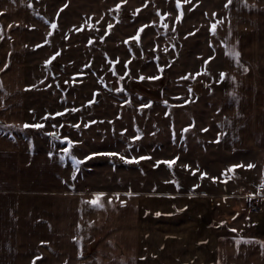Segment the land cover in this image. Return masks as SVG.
<instances>
[{
  "label": "rangeland",
  "instance_id": "obj_1",
  "mask_svg": "<svg viewBox=\"0 0 264 264\" xmlns=\"http://www.w3.org/2000/svg\"><path fill=\"white\" fill-rule=\"evenodd\" d=\"M213 1L0 0V112L23 126L24 108L29 125L1 135L13 132L31 150L60 154L74 192L135 198L130 205L138 202L139 217L124 231L139 225L141 264L209 260L198 248L187 252L195 232L187 234L186 219L176 215L187 207L195 215L201 199L209 206L202 224L215 236L251 234L250 189L264 185L259 154L223 155L211 146L212 131L206 147L194 127L205 121L196 85L209 55ZM241 159L254 163L235 170L230 163Z\"/></svg>",
  "mask_w": 264,
  "mask_h": 264
},
{
  "label": "crops",
  "instance_id": "obj_2",
  "mask_svg": "<svg viewBox=\"0 0 264 264\" xmlns=\"http://www.w3.org/2000/svg\"><path fill=\"white\" fill-rule=\"evenodd\" d=\"M208 18L209 55L200 57L203 81L196 85V103L201 92L205 121L203 125L195 121L194 127L206 147L210 143L204 135L212 131L211 146L220 147L223 155L258 153L260 179L264 175V0H214ZM209 67L211 76L206 80ZM0 122L7 124H0V264H141V257H136L140 229L135 226L139 225L134 223L131 235L124 231L139 217L138 202L130 205L135 198L126 197L124 202L102 196L103 207L92 205L95 196L67 187L60 154L31 150L27 141L13 139V132L3 138L7 129L24 130V108L23 126L15 121L8 124L1 112ZM253 163L241 159L238 165ZM258 185L250 189V197ZM204 200L195 204V215L188 207L176 214L186 219L187 234L195 232V239L186 244L187 252L191 255L198 248L196 253L209 259L208 264H264V203L259 211L250 205L251 234L215 236V230L202 224L209 207ZM94 238L100 241L89 257L85 252ZM115 240L125 254L116 252L121 247Z\"/></svg>",
  "mask_w": 264,
  "mask_h": 264
},
{
  "label": "snow or ice",
  "instance_id": "obj_3",
  "mask_svg": "<svg viewBox=\"0 0 264 264\" xmlns=\"http://www.w3.org/2000/svg\"><path fill=\"white\" fill-rule=\"evenodd\" d=\"M229 3H231V0H229ZM117 7H119V5H117ZM53 28L56 27L55 24L52 25ZM109 27H111V25H109ZM213 31H215V26H213ZM56 55H59V53H56ZM239 54L237 53V58H238ZM52 59H55V56L52 57ZM225 74H221V79L224 78ZM155 77H149V79H154ZM141 79H143V77H141ZM25 127H29V125H25ZM31 127H41V125L36 124V125H31ZM186 131V129H185ZM65 140H68L67 137L64 138ZM69 143V147L71 146L72 141L68 140ZM64 152H68V149L65 148ZM107 155H119V153H106ZM51 155V153H50ZM121 159H125L126 161H128L129 158L121 156ZM139 159H145V157H140ZM73 160H75V157H73ZM132 161H136L137 158L136 157H132L131 158ZM77 164H79V161H75ZM164 163L168 164L169 166H171V164L174 163V161H164ZM239 165L233 166V168L238 167ZM247 167H252V165H248ZM104 194L103 193H98L96 194L95 198L93 200L90 201V203L94 206H98V207H103V204L100 203V197H102ZM157 215H159V213H157ZM235 231V230H233Z\"/></svg>",
  "mask_w": 264,
  "mask_h": 264
},
{
  "label": "built area",
  "instance_id": "obj_4",
  "mask_svg": "<svg viewBox=\"0 0 264 264\" xmlns=\"http://www.w3.org/2000/svg\"><path fill=\"white\" fill-rule=\"evenodd\" d=\"M264 201V185L257 187V193L250 197L249 203L254 210H260Z\"/></svg>",
  "mask_w": 264,
  "mask_h": 264
},
{
  "label": "trees",
  "instance_id": "obj_5",
  "mask_svg": "<svg viewBox=\"0 0 264 264\" xmlns=\"http://www.w3.org/2000/svg\"><path fill=\"white\" fill-rule=\"evenodd\" d=\"M1 124H4V123H2V122H0Z\"/></svg>",
  "mask_w": 264,
  "mask_h": 264
}]
</instances>
